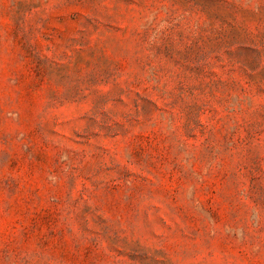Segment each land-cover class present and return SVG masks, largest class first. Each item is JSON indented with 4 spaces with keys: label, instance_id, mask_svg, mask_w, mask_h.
I'll list each match as a JSON object with an SVG mask.
<instances>
[{
    "label": "rangeland",
    "instance_id": "374dc122",
    "mask_svg": "<svg viewBox=\"0 0 264 264\" xmlns=\"http://www.w3.org/2000/svg\"><path fill=\"white\" fill-rule=\"evenodd\" d=\"M0 264H264V0H0Z\"/></svg>",
    "mask_w": 264,
    "mask_h": 264
}]
</instances>
